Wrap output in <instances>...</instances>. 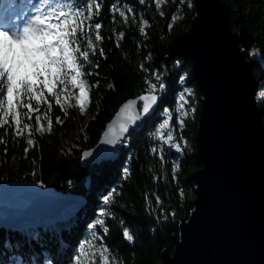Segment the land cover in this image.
I'll return each mask as SVG.
<instances>
[{
    "label": "trees",
    "instance_id": "obj_1",
    "mask_svg": "<svg viewBox=\"0 0 264 264\" xmlns=\"http://www.w3.org/2000/svg\"><path fill=\"white\" fill-rule=\"evenodd\" d=\"M225 1L229 5L232 29L238 31L244 23L253 37L247 57L252 60L260 91H264V0ZM93 2L100 5L99 12L93 9L92 18L85 20L84 28L88 32L87 26L92 27L90 35L96 45L95 54L89 50L92 63H86L83 69L92 73L86 77L88 85H95L89 90L90 116L79 112L78 88L71 83L66 85L71 99L66 101L64 95L60 96L67 116L41 86L53 105L47 112L53 122L52 130L36 132V113L28 121L24 115L27 109L22 104L17 105L20 127L31 123L32 135L28 136L27 130L21 136H14L11 131L5 134L8 125L0 127V139L5 141L0 143V183L42 181L58 190L89 198L82 210L67 221L20 229L0 226V264H104L102 253L109 256V264L113 260L117 264H163V251L173 252L180 223L194 209L196 183L191 173L203 165L195 146L201 94L192 74L191 60L168 59L169 43L190 28L195 15L194 0H165L160 8L155 0ZM60 3L65 6V12L79 8L84 16L88 15L89 0H60ZM113 6L125 12L127 22ZM96 23L102 26L98 30L102 39L98 42L94 39ZM120 33L124 34L122 39ZM153 73H158L165 85L162 90H156L162 99L154 114L141 130L131 132L120 142V154L115 160L83 165L82 152L96 145L118 106L129 98L150 92L145 81L155 83ZM61 87L64 86L58 85L54 91L59 93ZM23 103H29L27 97ZM30 103L33 108L38 106L34 100ZM69 103L73 107H68ZM259 104L264 114V100ZM39 107L44 113L47 104L42 100ZM56 117L63 123L57 124ZM8 119L11 122V117ZM165 120L167 126L160 128ZM41 124L47 128L43 115ZM169 132L173 136L171 142L167 140ZM29 138L34 141L32 146L27 144ZM177 143L181 145L179 150L175 147ZM105 197H111L108 203ZM98 219L104 220L103 226L96 224ZM123 227L130 229L132 241L123 237ZM86 247L89 252L85 257Z\"/></svg>",
    "mask_w": 264,
    "mask_h": 264
},
{
    "label": "water",
    "instance_id": "obj_2",
    "mask_svg": "<svg viewBox=\"0 0 264 264\" xmlns=\"http://www.w3.org/2000/svg\"><path fill=\"white\" fill-rule=\"evenodd\" d=\"M187 32L168 45V59L191 60L201 94L196 151L202 167L193 170L194 209L180 223L172 253L163 264H264V114L260 82L247 52L253 37L244 23L231 27L225 0H194ZM157 96L136 124L129 115L142 111V95ZM161 95L143 93L122 102L105 124L96 145L81 154L83 165L115 160L120 142L141 130L157 110ZM133 106L124 109V105ZM128 125V132L121 125ZM88 154V155H86ZM89 196L64 192L42 181L0 183V226L23 228L73 218Z\"/></svg>",
    "mask_w": 264,
    "mask_h": 264
},
{
    "label": "snow or ice",
    "instance_id": "obj_3",
    "mask_svg": "<svg viewBox=\"0 0 264 264\" xmlns=\"http://www.w3.org/2000/svg\"><path fill=\"white\" fill-rule=\"evenodd\" d=\"M164 2L165 0H155L157 8H160ZM64 7L60 0H40V3L33 5L32 8L35 9V13L28 14L23 27L16 24L13 18L7 19L6 23H0V127L8 125L5 134L11 131L14 136H21L24 134V130H27L28 136L32 135L33 126L31 123H24L23 128L20 127L21 113L17 110L18 104H22L27 109L24 115L28 121L32 120V113H36V132L43 133L52 130L53 122L48 117L47 112L52 110L53 105L47 100L43 90H46L55 99V103L60 105V110L64 112L65 116L68 115V112L64 104L61 103L60 96L64 95L66 101L71 99L67 94L66 85L68 83L79 89L76 101L80 113L85 111L86 101L90 102L89 90L90 87H95V85H88L86 77L92 75V73H86L83 69L86 63H92L89 50L92 51V54H95L96 45H94L93 38L90 35L92 27L87 26L88 32H84V28L86 27L85 20L92 18L93 9L99 12L100 5L94 3L93 0H89L86 6L87 16H84V12L79 8L65 12ZM68 7L71 8L72 6L69 5ZM113 10L119 12V15L127 22L128 17L124 11L116 6H113ZM128 11L130 12L131 9ZM161 15H163V12H161ZM144 23L147 22L144 21ZM101 27L100 23L94 25L95 30H97L94 39L97 42L102 39L98 31ZM140 31L143 34L144 28L141 27ZM123 35V33H120L119 38L122 39ZM117 46L119 47V42ZM100 55H104L102 49ZM141 67L143 68V65ZM152 75L156 82L146 80L145 83L148 84L150 92L155 93L158 88L162 90L165 85L158 73ZM58 85L64 86L60 88L59 93L54 91ZM41 86H43V90H41ZM187 91L191 94V90ZM24 97H27L29 103H23ZM139 99L144 102L142 111L128 116L131 124H136L137 121L149 113L152 105L157 100V96L146 94L140 96ZM181 99H184V97L181 96ZM257 99L264 100V91L259 92ZM33 100L37 102L38 106L36 108H33L30 103ZM42 100L47 104L44 113H41L39 107ZM132 106L133 102H129L124 105V109ZM68 107H73V105L69 103ZM41 115L47 120V128L41 124ZM184 115H187V113H184ZM9 117H11V122L8 119ZM56 123L61 124L63 121L60 117H56ZM180 123L182 127L183 121ZM13 124L15 127H13ZM167 124L168 121L165 120L160 128H164ZM128 130V125H121L122 132L126 133ZM157 133L160 134L159 129ZM160 135L163 138V135ZM167 140L169 142L173 140L171 132L167 134ZM0 143H5V141L0 139ZM27 144L32 146L34 144L33 139H27ZM175 147L179 150L181 145L177 143ZM25 151H27V148ZM153 151L156 150L153 149ZM125 172H127V169H125ZM110 199L111 197H105V202L108 203ZM146 199L148 198L146 197ZM156 203H160L158 196L156 197ZM103 215L104 213H101V216ZM104 223L103 219L96 221V224L100 226H103ZM121 225L123 226V221H121ZM89 227L95 228V225H89ZM103 230L107 234V227H104ZM123 237L127 241L133 240L129 228L123 227ZM104 252L106 253L107 249H104ZM101 255L104 264H109V256L104 255V253ZM77 260H79V257H77ZM112 264H117V262L113 260Z\"/></svg>",
    "mask_w": 264,
    "mask_h": 264
},
{
    "label": "rangeland",
    "instance_id": "obj_4",
    "mask_svg": "<svg viewBox=\"0 0 264 264\" xmlns=\"http://www.w3.org/2000/svg\"><path fill=\"white\" fill-rule=\"evenodd\" d=\"M40 2H34L33 0H2L0 5V23H6L5 21L9 18H13L15 23L23 27L25 22V18L30 13H35V9L32 8L33 5L38 4ZM18 17V18H17ZM251 49V48H250ZM252 53L256 54L255 50H252ZM262 91V90H261ZM79 93V89H78ZM88 116H90L89 105L86 101L85 111ZM89 248L86 247L83 251V256L86 257L88 254Z\"/></svg>",
    "mask_w": 264,
    "mask_h": 264
},
{
    "label": "bare ground",
    "instance_id": "obj_5",
    "mask_svg": "<svg viewBox=\"0 0 264 264\" xmlns=\"http://www.w3.org/2000/svg\"><path fill=\"white\" fill-rule=\"evenodd\" d=\"M261 92V91H260ZM259 94V93H258Z\"/></svg>",
    "mask_w": 264,
    "mask_h": 264
}]
</instances>
